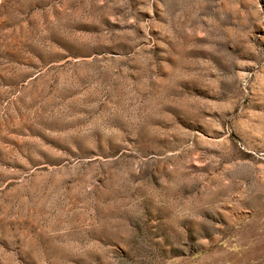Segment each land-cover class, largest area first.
I'll use <instances>...</instances> for the list:
<instances>
[{
    "label": "rangeland",
    "instance_id": "obj_1",
    "mask_svg": "<svg viewBox=\"0 0 264 264\" xmlns=\"http://www.w3.org/2000/svg\"><path fill=\"white\" fill-rule=\"evenodd\" d=\"M0 264H264V0H0Z\"/></svg>",
    "mask_w": 264,
    "mask_h": 264
}]
</instances>
